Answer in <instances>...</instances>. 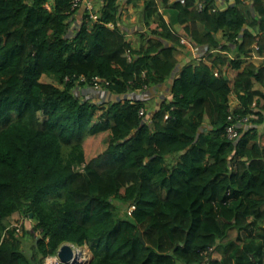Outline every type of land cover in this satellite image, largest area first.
<instances>
[{"label":"trees","instance_id":"obj_1","mask_svg":"<svg viewBox=\"0 0 264 264\" xmlns=\"http://www.w3.org/2000/svg\"><path fill=\"white\" fill-rule=\"evenodd\" d=\"M119 1L69 37L73 0H0V264H42L64 243L87 245L90 264H264V66L249 60L264 55V0H144L136 42ZM179 26L211 66L181 67L144 120L123 96L174 75ZM96 78L117 100L75 95ZM230 112L256 117L236 141ZM14 214L32 222L30 254Z\"/></svg>","mask_w":264,"mask_h":264},{"label":"crops","instance_id":"obj_2","mask_svg":"<svg viewBox=\"0 0 264 264\" xmlns=\"http://www.w3.org/2000/svg\"><path fill=\"white\" fill-rule=\"evenodd\" d=\"M90 1L94 4L95 0H90ZM141 1H142L141 2V5H142L141 8L143 10L144 0H141ZM156 1H158V0H156ZM215 1L219 7H224L226 5V3L231 4V2H232V0H222L218 4V1H220V0H215ZM122 8H123V6H122ZM159 8L162 11L160 6H159ZM142 10L140 11V13L137 14L138 20L136 19L137 18L136 13L134 14V10H131V9L125 10L123 17L121 18L120 25L122 26V29L125 33V37L128 40H130L131 42H136V37L138 38V35H136V33L142 31V28H141L142 23L140 21ZM76 18L80 19L79 13L77 14ZM80 21L81 20H79V22ZM74 25H77V24L75 21L72 20V23L69 27L74 26ZM180 27L181 26L177 27V30H179ZM183 38L185 39L184 45L186 48L183 46H179L177 48L178 49V64H177L176 69L174 71V75L172 77H170V80H168L167 83L152 88V90H154L155 98H154V96H152V98H154V99H152L151 102H155V103H154V105H152V110L149 113H148V105H149L150 101L146 102V100H148V98H149L147 95V92L150 88H148V89L145 88V89L137 90L135 92H130V93H132L131 95L138 97V98H131V99H133V100L140 99L141 101L145 102V105H146L145 108L147 109V114L145 117H147V120H149L151 118L152 114L159 108V106L161 105V103L164 100H170L171 99L170 84L172 83L173 78L178 75L181 67H183L185 64H191V65L196 66L200 62L205 63L208 66H211V64L205 58L206 55L210 52V49H208L207 46H198V45H196V43L194 44L187 37H183ZM250 58H251V59H249L250 62L253 63L255 66L263 65V64H261V61L264 60V55L260 56V55L256 54L254 51ZM254 60H257L259 62H255ZM137 93H139L140 95H136ZM112 96H114V95H112ZM231 96H230V98H231ZM235 101H236V103L233 104L232 100H229V104L232 108L239 106V103H238L236 98H235ZM152 111H153V113H152ZM207 121H208V119H207ZM260 126H261V131L259 130V132L262 135V133H263L262 130H263L264 125H260ZM207 132H208V130H207ZM205 134H207V133H205ZM12 219L19 220V224L23 223V218H21L18 214H14L12 216ZM26 228H27V226H26ZM24 238H25V236H24ZM80 247L82 249H84L85 251L88 250L90 257L92 256L91 252L89 251V249L86 246H80ZM91 260H92V257L89 261V264L91 263Z\"/></svg>","mask_w":264,"mask_h":264},{"label":"rangeland","instance_id":"obj_3","mask_svg":"<svg viewBox=\"0 0 264 264\" xmlns=\"http://www.w3.org/2000/svg\"><path fill=\"white\" fill-rule=\"evenodd\" d=\"M221 1L222 0L218 1V4ZM119 2H120V5L123 6L120 20L123 17L124 11L127 10V9L134 10V14L136 13V15L138 13H140V11L142 10V8H141L142 7V5H141L142 1L141 0H135L132 3H130V4H127L125 2V0H120ZM232 3H233V1H232ZM47 4H49V3H47ZM94 4H95L96 8L99 11L100 5L102 4V0H95ZM136 19L138 20V15H137ZM73 21H75L77 25L68 27V32H69L68 36L69 37H71V34H72L70 32H74L73 35H72V36H74L76 34L75 31H77L79 26H80L79 18H75ZM178 32L180 33L181 37H185L184 36V32L182 31V28H179ZM137 43H138V40H137ZM183 47H185V45H183ZM254 61L255 62H259L257 60H254ZM261 64L264 65V60L261 61ZM40 80H41L42 83L52 84V85L60 87V85L54 79L49 78L47 76H42V78ZM83 80L84 79L82 78V81ZM74 93H75V95H77V97L80 100H89V101L98 102V103L102 102V101H115L116 100L115 96H112L111 94H108L110 92H107L104 89L93 90V89H90L89 87L82 88V87L78 86V87L75 88ZM131 94L132 93H127L126 96L125 95L123 96V98H125V97H127V98H138V97H135L134 95H131ZM136 95H140V94L137 93ZM147 95H148L149 98H148V100H146V102L150 101L149 105H148V113H149L152 110V105H154V103H155V102H151V100L155 98L154 90H152V88H150L148 90V92H147ZM152 96H154V98H152ZM230 100H232L233 104L236 103L235 97L233 95L231 96ZM152 113H153V111H152ZM145 120H147V117H145ZM207 124H208V121H207V118H205L204 127L201 129V132H203L204 134L207 133V130H208ZM258 130L261 131V126L258 128ZM262 132H263V130H262ZM262 135H263V133H262ZM107 142H108V133H104V134L99 135L97 137V146H96L97 147V153H102L106 149ZM114 205L116 206L117 209H121L122 211L126 212V208L119 201H114ZM117 211H119V210H117ZM28 221H29L28 219L23 218V224L20 226V229L23 232L24 231V226H27L28 235L25 236V238L23 240V242H24L23 249H24V251L27 254H30L31 253V247L34 244L35 237L32 236V234L30 233L32 231V229H31V226L29 225ZM11 223H19V220L11 219ZM234 234H235V232L231 231L229 233L228 238L229 239L233 238ZM83 246L87 247V245H83ZM82 252H83L84 256L86 257V262L84 264H89V261H90L92 256L90 257L88 250L85 251L84 249H82Z\"/></svg>","mask_w":264,"mask_h":264},{"label":"built area","instance_id":"obj_4","mask_svg":"<svg viewBox=\"0 0 264 264\" xmlns=\"http://www.w3.org/2000/svg\"><path fill=\"white\" fill-rule=\"evenodd\" d=\"M28 2H31L32 0H27ZM53 1V0H51ZM82 2H87V0H73V8ZM47 9L50 8V5L46 6ZM87 8L91 9V6L87 3ZM202 9V5H198V10L200 11ZM93 19L96 18V16L92 17ZM181 43H185V40H181ZM257 50V47L255 48ZM93 87L95 89H99L103 83L102 80L96 78L92 82ZM238 107V106H237ZM235 109V108H233ZM256 118L255 115L247 116V117H241L239 115L234 116L232 115V112H230V115L228 116V120L230 121V124H228L225 128L226 136L229 140L236 141L242 134L243 131L247 130L251 126L250 119ZM72 249V258L67 262H62L59 258L57 253L55 255L46 257L43 261V264H84L86 262V257L84 256L82 252V248L77 246H71Z\"/></svg>","mask_w":264,"mask_h":264},{"label":"clouds","instance_id":"obj_5","mask_svg":"<svg viewBox=\"0 0 264 264\" xmlns=\"http://www.w3.org/2000/svg\"><path fill=\"white\" fill-rule=\"evenodd\" d=\"M53 2H54V0L53 1H51V0H48V2L47 3H49V4H45V8L47 9V5H50V8L49 9H47V10H50L51 11V9H52V4H53ZM87 3H88V5L89 6H91V9H88L87 8ZM102 3H103V1H102ZM75 7H77L79 10L76 12V14H74L71 18H69L68 19V24H69V26L71 25V23H72V20H74L75 18H76V16H77V14L79 13L80 14V17H81V15H82V13L83 14H88L89 15V19L90 20H93V21H96V19H97V16L99 15V13H98V9L96 8V6H95V4H93L90 0H87V2H82V3H79V4H77ZM72 9H73V3H72ZM71 9V10H72ZM93 16H96V18L95 19H93L92 17ZM81 22V21H80ZM78 31V30H77ZM69 33V32H68ZM68 33H67V35H68ZM67 35H66V37H67ZM181 40H185L183 37H181V39H180V43H181ZM182 44V46L185 44V43H181ZM256 50V49H255ZM100 80H102L103 81V83H107L106 85H108V82L107 81H105V80H103V79H100ZM81 81H82V79H81ZM106 85L105 84H102L101 85V87L99 88V89H95L94 87H93V84H91L90 86H89V88L90 89H93V90H100V89H104L105 87H106ZM78 87V86H77ZM108 92V91H107ZM138 100H140V99H138ZM231 107V106H230ZM235 108H237V107H235ZM231 109H233L232 107H231ZM141 113H142V111H141ZM168 116L166 115L165 116V118H167ZM145 118V117H144ZM145 120V119H144ZM29 222V225L30 226H32V222L31 221H28ZM23 223H21V224H19V223H12V226L13 227H15L16 228V233L17 234H19V235H22V231H21V229H20V226L22 225ZM26 228V226H24V230L25 231H27V228ZM26 236V235H25ZM64 244H67V245H69L70 246V248H71V246H74V245H72V244H69V243H64ZM64 244H62V245H64ZM62 245H60L59 246V248L57 249V251L53 254V255H55L56 253H57V255H58V252H59V250H60V248H61V246ZM77 247H80V246H77ZM81 248V247H80ZM72 250V249H71ZM49 256H52V255H48V256H46V257H49ZM45 257V258H46ZM44 258V259H45ZM58 258H59V256H58ZM60 259V258H59ZM44 261V260H43ZM43 264V263H42Z\"/></svg>","mask_w":264,"mask_h":264},{"label":"water","instance_id":"obj_6","mask_svg":"<svg viewBox=\"0 0 264 264\" xmlns=\"http://www.w3.org/2000/svg\"><path fill=\"white\" fill-rule=\"evenodd\" d=\"M58 256L62 262L69 261L72 258V250L70 246L67 244L62 245L58 252Z\"/></svg>","mask_w":264,"mask_h":264},{"label":"flooded vegetation","instance_id":"obj_7","mask_svg":"<svg viewBox=\"0 0 264 264\" xmlns=\"http://www.w3.org/2000/svg\"><path fill=\"white\" fill-rule=\"evenodd\" d=\"M81 80V79H80Z\"/></svg>","mask_w":264,"mask_h":264}]
</instances>
